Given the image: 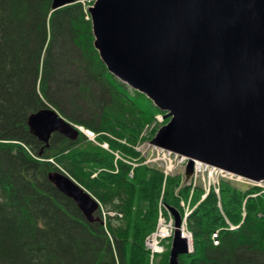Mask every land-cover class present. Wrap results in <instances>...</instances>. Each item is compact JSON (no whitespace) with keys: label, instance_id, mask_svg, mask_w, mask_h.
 <instances>
[{"label":"trees","instance_id":"1","mask_svg":"<svg viewBox=\"0 0 264 264\" xmlns=\"http://www.w3.org/2000/svg\"><path fill=\"white\" fill-rule=\"evenodd\" d=\"M52 5L0 0V264H151L144 242L157 225L164 174L140 167L130 178L129 164L83 133L76 141L54 134L46 146L29 129V116L50 106L134 160L140 154L128 143L136 145L161 113L109 73L81 3L56 11ZM62 171L116 215H106L105 224L99 211L90 223L49 181ZM189 192L180 177H169L164 203L176 208ZM220 195L238 228L225 229L211 191L188 219L194 252L180 264H264L263 189L221 182ZM220 228L217 246L212 234Z\"/></svg>","mask_w":264,"mask_h":264},{"label":"water","instance_id":"2","mask_svg":"<svg viewBox=\"0 0 264 264\" xmlns=\"http://www.w3.org/2000/svg\"><path fill=\"white\" fill-rule=\"evenodd\" d=\"M78 0H53V11ZM94 47L110 74L145 95L169 122L151 144L264 182V0H96ZM49 146L80 132L52 107L28 118ZM49 181L93 223L99 203L64 173ZM175 218L169 264L190 253Z\"/></svg>","mask_w":264,"mask_h":264},{"label":"rangeland","instance_id":"3","mask_svg":"<svg viewBox=\"0 0 264 264\" xmlns=\"http://www.w3.org/2000/svg\"><path fill=\"white\" fill-rule=\"evenodd\" d=\"M166 114L167 113L161 112L155 116V121L153 122L152 125L148 126L142 132L140 139L136 142L137 143L136 145L133 146V145L128 143L129 146H131L135 151H137L138 154H140V158H136L134 160L126 161V159L124 157H122L119 152L112 151L110 146L105 147L104 146L105 142L100 143L98 138L96 140L87 138V141L93 143L94 145L102 147L104 150L111 152V154H113L116 158L115 161H117L119 159V160H122L123 162H126L127 164H129L132 167V171L130 172V175H129L130 178H134V175H135L134 170L138 169L140 167L157 168L164 174L165 182H164V188L162 191V195H161V198H160L159 204H158L157 221H158L160 211H162L167 216L170 214L168 212L169 207L164 203V195H165V187H166L167 179L169 177H180V179L182 181V185L190 187V192H189L188 196L182 197L180 200L179 206L175 208L179 211L183 220H184L186 215H189V216L192 215L193 212H195V210L199 207V205L208 197V195L212 191L217 196L218 208L221 210V215L225 219V222L227 225V227L225 229L235 230L232 228L233 227L238 228V226L232 225L228 216L225 214V212L223 210V205H222V200H221V195H220L221 182H227V183L231 184L232 186H235V187H237L239 189H243V190L251 187L252 185L247 184L245 182H241L238 180H231V179L224 178V177H219L218 179H216L215 183H213L212 181H209L206 177H199L196 179L193 177V179H190V181H187V179H186V168H187V166L185 163L181 164L178 161L175 162V165L171 171L168 170L167 167L165 168L163 163H162L163 162L162 159L164 158L165 154L167 156L169 154L166 153L165 151L161 150V149L156 148L154 145H152L151 140L154 139L157 132L161 128L159 123L162 122V124H167L169 122L170 119L165 118ZM116 155H117V157H116ZM174 157H175V155H171L172 159ZM98 173L94 174L93 177H96ZM70 178H72V177H70ZM261 189H263V191H264V185ZM197 191H200L202 193L200 195L199 199L196 198V194H197L196 192ZM171 217L174 218V215H172ZM161 245L165 246V250H166L168 244L165 243V240L161 241ZM166 257H167V260H166ZM169 261H170V252H169V255H167V252H166V253H163L162 255H157L155 257L154 264H164V263L169 264Z\"/></svg>","mask_w":264,"mask_h":264},{"label":"built area","instance_id":"4","mask_svg":"<svg viewBox=\"0 0 264 264\" xmlns=\"http://www.w3.org/2000/svg\"><path fill=\"white\" fill-rule=\"evenodd\" d=\"M90 1L91 0H81L83 4H86L87 2H90ZM86 133L89 139L95 138L94 133L90 131H86ZM163 151H165L169 155L168 156L166 154L164 155V158L162 159L163 160L162 163L164 167L165 168L167 167L168 170L170 171L174 167L175 162L178 161L181 164L183 163L187 164L188 162V159L186 157H181L180 155L172 153L167 150H163ZM171 155H175V157L172 159ZM199 177H206L209 181H212L213 183H215L216 179H218L219 177H224V178H228L231 180H238L241 182H245L247 184H255L254 182H251L250 180H247L241 176H237L233 173L227 172L223 169L212 167L202 162H195L194 178L196 179ZM257 185H261V184H257ZM188 217L189 215L185 216L183 223H182L181 231L184 233V231L186 230V234L184 233V236L187 237L189 240H191L192 234L187 230V223H186L188 220ZM175 229L176 228H175L173 217H171L170 214L169 216H167L162 211H160L157 229L146 240V246L153 255L157 253H161L163 251L161 241L171 238L174 235ZM232 229H235V227H233ZM212 241L214 242L215 245L221 244V230L215 231L213 233Z\"/></svg>","mask_w":264,"mask_h":264},{"label":"bare ground","instance_id":"5","mask_svg":"<svg viewBox=\"0 0 264 264\" xmlns=\"http://www.w3.org/2000/svg\"><path fill=\"white\" fill-rule=\"evenodd\" d=\"M159 124H162V122L159 123ZM188 161H189V159H188ZM181 233H183V232L181 231ZM184 233L186 234V230L184 231ZM184 233H183L182 235H184ZM217 246H218V245H217Z\"/></svg>","mask_w":264,"mask_h":264}]
</instances>
